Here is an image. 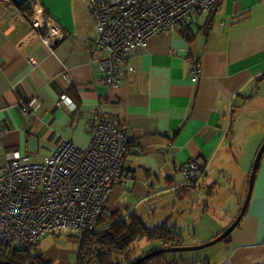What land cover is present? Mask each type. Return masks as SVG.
Wrapping results in <instances>:
<instances>
[{
  "label": "crops",
  "instance_id": "crops-1",
  "mask_svg": "<svg viewBox=\"0 0 264 264\" xmlns=\"http://www.w3.org/2000/svg\"><path fill=\"white\" fill-rule=\"evenodd\" d=\"M36 1L65 38L47 46L24 6L0 0V166L15 151L40 164L64 141L88 146L93 117L101 111L128 126L131 140L106 213L120 212L124 221L136 213L150 227L169 225L174 216L216 217L201 232L174 221L182 239L184 230L199 238L194 244L224 232L249 188L252 168L243 170L235 140L254 124L251 114L258 109L245 107L259 99L264 84V0H223L205 21L204 14H194L177 29L152 36L130 56L117 87L100 83L106 73L99 66L102 53L93 51L90 0ZM210 22L207 33L203 26ZM187 25L197 33L192 44L182 34ZM64 94L68 99L58 106ZM194 159L203 162V178L185 189L182 170ZM208 196L219 203L213 214ZM222 242L210 264H264V156L249 208ZM76 261L72 255L69 264Z\"/></svg>",
  "mask_w": 264,
  "mask_h": 264
},
{
  "label": "built area",
  "instance_id": "built-area-1",
  "mask_svg": "<svg viewBox=\"0 0 264 264\" xmlns=\"http://www.w3.org/2000/svg\"><path fill=\"white\" fill-rule=\"evenodd\" d=\"M222 1L90 0L96 32L93 51L102 53L99 66L106 73L100 83L117 87L130 56L146 48L152 36L175 30L181 21L210 12ZM30 2L32 13L27 19L43 42L52 47L63 40L57 22L36 0ZM67 99L64 94L57 105ZM21 110L28 113L25 107ZM93 123L86 147L64 141L40 164L16 151L7 155L0 166L1 244L19 248L69 230L83 234L96 229L121 179L131 140L128 126L105 118L101 111L95 113ZM182 171L186 182L196 185L203 178V162L191 160Z\"/></svg>",
  "mask_w": 264,
  "mask_h": 264
},
{
  "label": "trees",
  "instance_id": "trees-1",
  "mask_svg": "<svg viewBox=\"0 0 264 264\" xmlns=\"http://www.w3.org/2000/svg\"><path fill=\"white\" fill-rule=\"evenodd\" d=\"M220 4L211 11V14L216 12ZM23 9L31 13L32 5L27 4ZM187 19L181 21L179 25ZM211 24L212 22L203 26L205 32L208 33L211 30ZM182 34L191 44L197 37V33H194L188 25L183 28ZM191 187L195 186L186 185L185 189ZM129 218V221H124L122 213L109 215L103 209L98 218L96 229L82 234L76 264H131L139 259L132 255V245L139 237H146L149 241L156 240L162 243V248L181 246L182 235L171 225L156 224L150 227L145 219L136 213H132ZM0 262L2 264H50L43 260V252L38 248V245L14 248L1 243ZM140 264L210 263L207 260L190 262L184 256H177V254H161Z\"/></svg>",
  "mask_w": 264,
  "mask_h": 264
},
{
  "label": "rangeland",
  "instance_id": "rangeland-1",
  "mask_svg": "<svg viewBox=\"0 0 264 264\" xmlns=\"http://www.w3.org/2000/svg\"><path fill=\"white\" fill-rule=\"evenodd\" d=\"M208 14H204L202 17V20L205 21L207 19ZM259 99L249 104L245 107V110L252 113L254 111V107L258 109V112L252 113L251 115L254 116L251 121H254L253 125H250L247 127L244 136H239L238 140H235L236 145L238 146V153L237 155L240 158V161L243 165V170H246L247 172L251 170L252 165L255 162L257 152L261 145L263 144L264 138L261 140V137L264 135V84L259 88ZM258 105V106H256ZM249 113V114H250ZM254 114V115H253ZM244 119V117H242ZM247 119V117H245ZM246 126V125H245ZM262 143V144H261ZM248 183L247 176H244V182ZM200 182V181H199ZM198 182V183H199ZM197 183V184H198ZM247 185V184H245ZM244 185V187H246ZM223 194L226 192V186L224 184V187L221 191ZM203 199V197H202ZM207 199V197H206ZM246 197L244 198L245 202ZM206 202V201H205ZM204 201L201 202V210H203L204 207H206V203ZM208 205H210V214H213L214 207L218 206L219 203H214L211 197L208 196L207 199ZM243 202V203H244ZM109 214V213H108ZM213 215H206L203 220H199L198 218L201 217L199 214H194L192 219L185 218L184 220H180L178 217H175L170 221L167 222L169 225H173L174 221H180L181 225L190 224L192 230L194 231H202V229L207 225L210 224L213 221H211V217ZM231 217V216H230ZM215 222V221H214ZM190 229V228H189ZM184 237L182 239L181 246H197L201 244H205L210 242L214 238H208L205 240V242H200L197 244L196 238L193 236V232L191 234L188 231H183ZM193 233V234H192ZM191 235V236H190ZM81 237L82 233L75 231V230H69L63 233H59L57 235H50L46 237L45 239L47 242H44L40 247V249L43 252V256L45 257L48 262L50 261V264H69L70 258L72 255H77L80 244H81ZM44 239V240H45ZM223 242H219L211 247L201 249V250H195V251H189V252H178V253H169V254H177V256H184L187 261H203L207 260L210 261V263L215 262L219 258V248L222 246ZM171 247H180V246H169ZM160 248V249H159ZM162 243L152 240L149 241L146 237H139L136 239L134 244L132 245V255L134 258H140L144 255H148L152 252L161 250Z\"/></svg>",
  "mask_w": 264,
  "mask_h": 264
},
{
  "label": "water",
  "instance_id": "water-1",
  "mask_svg": "<svg viewBox=\"0 0 264 264\" xmlns=\"http://www.w3.org/2000/svg\"><path fill=\"white\" fill-rule=\"evenodd\" d=\"M15 4H17L20 7H23L25 5H27L30 0H12ZM264 156V142L261 145V147L259 148L258 152H257V156L255 159V162L253 164L252 170H251V174H250V179H249V188H248V193L245 199V202L242 206V209L238 215V217L236 218V220L222 233L220 234L218 237L212 239L210 242L205 243V244H201V245H197V246H191V247H187V246H180V247H171V248H163L161 250L152 252L148 255H144L141 258H139L138 260L134 261L131 264H140L142 262H144L147 259H150L152 257H155L157 255H161V254H169V253H178V252H189V251H195V250H201V249H205L208 247H211L219 242L224 241L226 238H228L229 235H231V233L237 228V226L240 224L241 220L244 218L248 208H249V204L253 195V189H254V185H255V181H256V177H257V171L260 165V162L262 160ZM0 264H2L0 262Z\"/></svg>",
  "mask_w": 264,
  "mask_h": 264
},
{
  "label": "flooded vegetation",
  "instance_id": "flooded-vegetation-1",
  "mask_svg": "<svg viewBox=\"0 0 264 264\" xmlns=\"http://www.w3.org/2000/svg\"><path fill=\"white\" fill-rule=\"evenodd\" d=\"M20 8H22V7H20ZM32 13V12H31ZM56 43H58V42H56Z\"/></svg>",
  "mask_w": 264,
  "mask_h": 264
},
{
  "label": "clouds",
  "instance_id": "clouds-1",
  "mask_svg": "<svg viewBox=\"0 0 264 264\" xmlns=\"http://www.w3.org/2000/svg\"><path fill=\"white\" fill-rule=\"evenodd\" d=\"M187 185H189V184H187ZM194 186H196V185H194Z\"/></svg>",
  "mask_w": 264,
  "mask_h": 264
}]
</instances>
